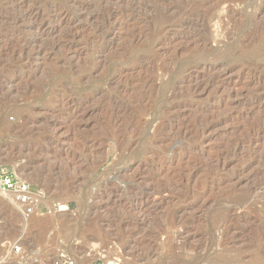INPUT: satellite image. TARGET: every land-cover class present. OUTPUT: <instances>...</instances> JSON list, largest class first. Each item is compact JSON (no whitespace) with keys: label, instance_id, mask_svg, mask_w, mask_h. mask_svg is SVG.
<instances>
[{"label":"rangeland","instance_id":"1","mask_svg":"<svg viewBox=\"0 0 264 264\" xmlns=\"http://www.w3.org/2000/svg\"><path fill=\"white\" fill-rule=\"evenodd\" d=\"M0 164V264H264V0H0Z\"/></svg>","mask_w":264,"mask_h":264},{"label":"built area","instance_id":"2","mask_svg":"<svg viewBox=\"0 0 264 264\" xmlns=\"http://www.w3.org/2000/svg\"><path fill=\"white\" fill-rule=\"evenodd\" d=\"M0 195L9 197L26 217L51 215L63 210L61 202L52 200L44 190L32 185L8 165L2 164H0ZM15 254L23 255L22 247L15 246ZM55 264H77V259L70 252L61 250ZM108 264H122V259L116 256Z\"/></svg>","mask_w":264,"mask_h":264},{"label":"bare ground","instance_id":"3","mask_svg":"<svg viewBox=\"0 0 264 264\" xmlns=\"http://www.w3.org/2000/svg\"><path fill=\"white\" fill-rule=\"evenodd\" d=\"M62 204V203H61ZM63 205V210L64 209H66L67 208V206L65 205V204H62ZM6 240H5V237L4 238H0V246L2 247H4L5 245H6ZM14 252V251H13ZM14 255V254H13ZM125 256V255H124ZM4 257V256H3ZM116 257V256H115ZM123 256H121V257H118V258H121L122 260H123V258H122ZM6 258V257H5ZM113 258H114V256H113ZM7 259V258H6ZM26 259V258H25ZM55 260V259H54ZM3 261H5V260H3ZM58 261V257L56 258V260H55V262H53V264L54 263H56ZM7 263V262H6ZM10 263V262H9Z\"/></svg>","mask_w":264,"mask_h":264}]
</instances>
